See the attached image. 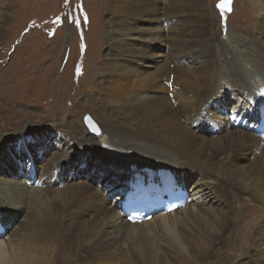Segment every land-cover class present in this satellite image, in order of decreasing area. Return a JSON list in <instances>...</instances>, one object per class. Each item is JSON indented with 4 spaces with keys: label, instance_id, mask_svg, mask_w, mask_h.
Returning a JSON list of instances; mask_svg holds the SVG:
<instances>
[{
    "label": "rangeland",
    "instance_id": "obj_1",
    "mask_svg": "<svg viewBox=\"0 0 264 264\" xmlns=\"http://www.w3.org/2000/svg\"><path fill=\"white\" fill-rule=\"evenodd\" d=\"M125 1L0 0V133H4L5 136L15 133L16 131L11 128L13 125H17L15 127L17 129L21 124L36 128L61 123L70 127L73 125L78 132L88 131L83 122L86 112H90L100 125L106 126L109 124L105 118L107 113L109 114V109L118 108L120 102L124 104L123 101L130 100L132 96H134L132 99H138L136 96L142 97V100L145 99L144 103L151 97H155L158 99V104L164 107V117H167L169 105L173 106L175 111L178 109L183 117H187L191 114L192 105L200 94L199 89H202L201 87L196 90L197 81H208L209 83L213 71L208 68H212L216 63L220 65L218 72L224 68L226 51L227 61H230L228 68H232L233 73L241 69L236 72H241L244 78L248 75L249 68L258 72V68L262 67L261 60L259 61L256 57L259 51L256 44L262 42L264 46V33H262L264 15L258 14L255 0H234L233 12L223 13V15L216 8L218 0ZM132 14L137 15V21L132 19ZM127 25L133 29L127 31L129 28L123 27ZM140 31L149 34L147 37L135 39ZM231 34L236 37H231ZM243 42L248 44L246 48H242ZM242 55L249 56V58ZM251 56L256 57V64H252ZM173 64L178 66L179 70ZM215 74L216 70L214 76ZM217 79L214 78V80ZM234 79L237 81H229L226 84V88L231 93L229 98L223 96L226 104L220 101L222 95L220 94L213 101V112L217 115L226 113V117L234 122L240 125L244 122L243 126L245 125L244 127L249 130L252 122L246 120L247 116L239 119L238 115L229 111L233 107L238 114L239 112L241 114L254 112L251 110L249 97L240 96L236 93L237 90H234V86H238V80L241 81L242 78L237 76ZM205 107L211 108L210 106ZM125 112L126 110L122 115H126ZM141 112H143V117L147 118V112L143 111L142 107ZM43 118L48 121L43 122ZM138 119L142 121L139 117ZM149 119L153 121L151 117ZM219 123H221L220 120L217 122L218 126ZM116 126L122 129L121 132H130H127L128 129L126 130L120 123ZM146 129L149 130L144 127L143 131L150 133ZM150 130L151 133L154 132V129L150 128ZM227 130L218 134L217 127H215L214 133L221 138L215 140L218 145H215L214 153L221 158V154L226 152L222 148L231 147L233 149L230 154L233 153L232 156L236 157L238 164L231 163L223 168L224 163L219 164V159L214 160L208 167L210 172L206 173L203 170V174H207L204 176L206 183L203 186L205 187L202 188L200 184L195 185L194 196L190 204V194L186 193V205H191L190 210L181 214H178V211L175 212V215L169 218L170 228H163L161 233L151 232L149 244H139L134 236L128 239L125 235H118L117 229L123 230L125 224L123 217L126 218V216L123 211L120 212L122 219L117 215L105 217V207L104 212L98 207L88 211L84 206L88 203L87 198L91 196L86 194L82 196L81 199L86 201L79 205L80 220L75 222L73 219L72 221L74 208L68 213L69 216L72 215L70 218V222L73 223L70 227L71 232L78 242L82 239L84 242L82 250L85 251L75 257L74 261L77 264H263L264 234L259 233V228L251 232L249 227L250 220L254 224L257 222L256 226L264 220V187L249 188L253 187L254 183L264 186L263 147L259 150L252 147L253 153L248 157L250 150L246 146L237 145L238 148H236V144L225 136L229 132ZM255 132L259 134L258 131ZM58 136L59 133L54 137L52 146L55 145L60 149L63 147L64 152L72 154L74 149L72 150L71 146L69 149L61 142V139H58ZM185 137L187 141H191L189 137ZM196 138L197 141L201 140L199 135ZM204 138L210 139L208 135H204ZM8 139L10 137L6 138L3 143ZM22 144L25 145L27 142L19 139L17 144L7 145L0 152V176L3 175L2 177L9 179L10 182L13 179L18 183L21 180H16L13 176L20 174V164L31 163L34 171L35 169L37 171L34 172L36 181L30 184L33 185L30 189L41 188V165L48 160V157L44 155L45 161H43L40 154L38 158L36 157V162H30L32 158L26 153ZM197 145L191 146L193 152L199 151L200 146ZM72 147L74 148L73 143ZM147 150L149 152L151 149ZM208 150H204L206 157L211 153ZM200 152L202 153V150ZM14 154L17 156L18 165H15V158L10 164L9 156L12 157ZM111 161L116 162V160ZM77 164L78 161H76L75 168L78 167ZM87 165L84 169L82 166L84 172L82 175L85 182L90 184V192H104L123 183L117 180L120 177L117 179L116 176L113 179L110 177L113 176L110 169L105 168L99 174L98 171L91 169L92 166L99 167L98 164L87 162ZM25 171L28 169L26 168ZM77 171L80 172V170ZM178 172L185 184L191 187L198 179V176L193 178L187 174V170H178ZM10 174L12 175L9 176ZM218 185L222 186L224 192L230 194L232 202L228 201L229 205L223 201L225 199L223 194H218L217 200L219 201L206 200V192L211 188L214 191L216 189L220 191ZM53 187L58 188L59 191L64 189L60 181L56 182ZM255 189L258 191L256 195ZM243 190L244 192H241ZM190 191L193 195L192 188ZM113 192L110 191V193ZM218 192H213L212 196H216ZM22 193L23 190L19 191V197L11 202L0 195L1 207L8 217L11 225L10 234L14 237L13 239L19 235L23 236L27 227L34 226V223L27 222V219L19 222L24 217V211H28L27 208L30 206L33 207L30 200L21 197ZM122 194V191H117L110 195L109 200L114 197L118 199ZM203 201L205 202L201 203ZM10 204H17V207H11ZM121 204L122 199L118 202L120 211ZM230 205L242 209L247 217L245 222L239 224L240 235L234 232V239L231 236L232 242L221 244L217 250L218 257L215 255L214 259L213 257L206 259L205 257H193L191 246L182 238L180 229L175 227L174 222L189 215L204 217V229L200 230L193 224V229L189 233L190 240L196 238L194 242L197 245L194 246L198 250H205L208 248L207 242L214 239L219 232L218 227L221 224L223 211H231ZM9 207L20 209V211L17 210V212ZM203 207L206 210L204 215L199 212V208ZM210 219L214 220L210 221ZM126 228L130 227L126 226ZM49 229L52 238L56 241L53 248L55 257L51 253V248L49 260L52 264H64L60 259V256L65 255L64 250L58 246L59 229L55 224L50 225ZM163 236L170 239L171 243ZM6 240H4L5 244L8 242ZM74 246L75 250L79 248L76 244ZM197 249L194 248L195 251Z\"/></svg>",
    "mask_w": 264,
    "mask_h": 264
},
{
    "label": "bare ground",
    "instance_id": "obj_2",
    "mask_svg": "<svg viewBox=\"0 0 264 264\" xmlns=\"http://www.w3.org/2000/svg\"><path fill=\"white\" fill-rule=\"evenodd\" d=\"M255 5L257 10L259 11L258 14L264 15V0H255ZM136 16V14H132V19H134V21L138 20ZM129 22L130 21H128V23ZM123 27H128L129 29L127 31L133 29V27H130L129 25ZM262 28H264V21ZM262 33H264V31ZM148 34V32L143 33V31H140L136 35L135 39L143 38V36L147 37ZM231 37H236V35L234 36L233 34H231ZM231 43L233 46L235 45L234 41H232ZM261 43L256 44V48L259 49V51L257 52L258 55L256 54V57H258L259 61L261 60L260 65H262V67L258 68V72L249 68V73L246 78H244V75L241 72H236L240 71L241 69L236 70L235 73H233V69L228 68L230 67V61H227V51L225 53V66H227V68L224 66V68H222L218 72V68L220 67V65H217V63L215 64V66H211L212 68H208L212 69L213 71L212 78L209 83L208 81H197L196 85H198V88H196V90L201 87L202 89H199L201 90L199 92L200 94L196 98L195 103L192 105L191 114L187 117H183L178 109H176L175 111V108L173 106H170L169 104V108L166 113L167 117H164V107L162 106V104H158V99H156L155 97H151L149 100H146V103H144L145 99L142 100V97L136 96L141 101L139 102L138 99H132L134 97L132 96V100L125 99L123 101L124 104L120 102L118 108L115 107L109 109V114L107 113V117H105L109 121V124L106 126L101 125V127L103 128L102 136H96L88 129V131L78 132L77 128H75L73 125H71L70 127L68 125H63L62 123H51L53 125L50 127L41 126L36 128H31L29 125L21 124V128L19 127L17 129L15 128L17 125H13L11 128L12 130L16 131L15 133L10 134V136H5L4 133H0L2 134V136H0V152L7 145L13 146L18 143L19 139H21V141L25 140L27 142V144H22V146L26 149V153L29 154V157L32 158V161L30 162H36V157L38 158L40 154L42 155L43 161H45L44 155L48 157V160L41 165V171L39 170L41 188L35 187L37 188L36 190H34L35 188L30 189L31 187H33V185L30 184H34V181H36V175L34 174V172L37 171V169H35L34 171L31 163H27L26 165L20 164V174L18 176H13L16 180H21L18 183L14 182L13 179L12 182H10L9 179L2 177L3 175L0 176V195H2L5 200L9 202H11V200H16V198L19 197V191L23 190L21 197H25L26 200L28 199L32 203L33 207L30 206L29 208H27L28 211H24V217L20 219L19 222L25 221V219H27V222L32 221L34 223L33 227H27V231L23 233V236L19 235V237L13 239L14 237L11 236L12 234H10L11 225L8 221L7 215L4 213L1 207L2 203L0 202V264H52L49 260L50 249L52 248L51 253L55 257L53 248L54 244L56 245V241L52 238L49 226L53 224L58 227L60 232L58 238V246L59 248L60 246L63 248V254L66 255H64L63 257L60 256L61 261L64 264H77L74 259L80 253L85 251L82 250V245H84V242L83 239L78 242V239L71 232L70 227L73 224V219L75 220V222L80 220V217H78V214L80 215L79 205H82V202L84 203L86 201L84 199H81L82 196H84L85 194L91 196L87 198V202L89 204L87 203L86 206H84L87 207L88 211L94 210L96 207L100 208L103 211L105 207V217L117 215L120 219H122L123 216L120 215L121 213L118 207V202L120 201V199H122V196L120 198L118 197V199L114 197L109 200L110 195L117 193V191L124 192V190L129 188V186L127 185H129L130 182L136 181L138 174H141L144 177L145 184L149 182L151 184H158L161 194L159 196H153L150 192H146L138 196H130L128 202L147 203L149 207L156 210L159 209L161 205L168 206L175 201L185 200L182 194H177L175 192V186L177 185L179 186L178 190L184 188L189 192L190 204L192 196H194L195 185L200 184L202 188L205 187L203 186V184L206 183L204 181V176H206L207 174L203 173L211 171L210 169H208V167L209 165H211V163L214 162V160L219 159V164L224 163L223 168L231 163H234L235 165L238 164L236 157L232 156L233 153L230 154L231 150L233 149L231 147L225 146L222 148L223 151L226 150V152L221 154V158L214 153L215 145H218V142H215V140L216 138H221L217 137V135L222 131L226 132L227 128V131L229 132H227L225 136H228V138H230V140L236 144V148H238L237 145L246 146L250 150L247 155L248 157L252 155L254 148L259 150L261 147H263L264 151V139L253 130V127H250L249 130L246 129L244 127L245 125L243 126L244 122L240 125V123H236L230 118H227L226 113H224L223 115H217L213 112L214 109L212 107L214 105V99L216 97H219L220 94H222L220 97V101L226 104V101L223 100V96L225 95L227 98H229L231 94L229 89L226 88V84H228L229 81L233 80L236 82L237 80L234 79V77L239 76V78L242 79L241 81L240 79L238 80L239 85L235 83L238 86L235 85L234 90H237L236 93L240 96L249 97V99L251 100L250 107L254 112L250 114H241L239 112L238 114V111L233 109V107L230 108L229 111H231L234 115H238L239 119L241 117L245 118V116H247L248 119L246 120L252 122V126L255 125V118H259L260 114H262V111L260 110V102L257 99L258 91L260 90L259 86L264 85V49H262L264 48V46L262 45L263 43ZM247 45V43L243 42L242 48H246ZM246 55L242 56L245 58H249V56ZM256 57L251 56L250 59L252 61V64H256ZM173 65L175 66V64ZM175 67H177L176 69L179 70L178 66ZM215 70V76L217 75V77L214 76ZM246 70L248 71V68ZM204 78L207 79L208 77ZM214 78L218 79L214 80ZM247 81H249V85H247ZM204 85L206 86L204 87ZM101 101L103 102V100ZM205 106H210L211 108H206ZM141 107L143 108V111L147 112V118L143 117ZM227 109L228 108L226 106V110ZM124 110H126V115H122ZM210 112H212V114H209ZM138 117L142 119V121H140ZM150 117L153 119V121L149 119ZM207 117L209 118V121ZM46 120V118L42 119L43 122ZM219 120L221 121V123H219L220 125L218 126L217 122ZM117 123H120L126 130L128 129L127 132H130H121L122 129H118V127L116 126ZM185 123H188L189 125ZM260 123L264 124L263 121H260ZM110 124L112 126H110ZM3 127L5 128V124L3 125ZM59 127H61V129ZM144 127L148 128L149 130H146L150 131V133L145 132V130L143 131ZM215 127H217L218 134L214 133ZM150 128L154 129V132L151 133ZM37 129L40 130L38 131ZM184 130H186V132ZM57 133H59L58 139H61L62 143H64L68 147L71 146L72 150L74 149L77 151L73 150V153L70 154L71 152H64L63 147L62 150L60 148H57V146L55 145L52 146V141ZM197 135L200 136L201 140L197 141ZM204 135H208L210 139H205ZM185 136L189 137L191 141H187ZM9 137L10 139L3 143V141ZM152 137H154L155 139ZM36 139L37 141H35ZM72 143L74 144V148L72 147ZM31 144L33 146H31ZM197 144H199L200 146L199 151L193 152L191 150V146H198ZM147 149L151 150L148 152ZM207 149H209L208 151L211 153L206 157L204 156V150ZM201 150L202 153L200 152ZM14 158L16 160L15 165H18L19 163H17V156L15 154L12 157L9 156L10 164L13 162ZM111 160H116L117 163ZM76 161H78V167L75 168L74 166L76 164ZM87 162L98 164L99 167L92 166L91 169L92 171H98L99 174L102 173V170L105 168H107L106 170L110 169V172L113 173V176L110 177L112 179L115 178V176L116 179L120 177L117 180H121L123 183L120 185H115L113 188H111V190L114 191L113 193H110L111 190L109 188H107L109 190H105L106 192L104 191V189L102 190L104 192H90V184L85 182L84 176L82 175L84 174L82 166L83 169L86 168V166H88ZM106 164L107 166L105 167ZM178 166H180V168ZM239 166L240 165H238V167ZM26 168L28 169V171H25ZM77 170H80V172H78ZM178 170H187L186 173L193 178H196L198 176V179L193 183L192 187L188 184H185L183 179L180 177V172H178ZM203 170L205 171L203 172ZM22 174H24V176ZM11 175L12 174H10L9 176ZM164 175L172 176V183L169 187H163L162 180L164 179ZM59 181L62 183V186H64V189H61L62 191H59L58 188L55 189V187H53L54 185H56V182L59 183ZM218 186L220 187L219 192L217 191V189L214 191L212 188L211 190L206 192V200L219 201L217 200V198H219V195L223 194L225 195V199H223V201H225V203L229 205L228 201L232 202L230 201V194L228 192H224L222 186ZM257 186L264 187L259 186L258 184L256 185L254 183L253 187L249 188L252 189ZM191 188L193 195H191ZM31 191H34L35 193ZM251 191L253 192V190ZM213 192L218 193L216 194V196H212ZM241 192H244V190ZM256 192L258 193V191L255 189V195L257 194ZM101 197L102 199H99ZM167 198H169L168 202L165 201V199ZM19 199L21 200V198ZM204 202L205 201L201 203ZM189 204L185 207H182L181 209L173 210L169 213L155 215L150 220L141 223H132L131 221L126 220V218L123 217L125 224L123 230L117 229L118 235H125V237H127L128 239L134 236L139 244H149L150 233H161L163 228L169 229V218L174 216L175 212L177 211L178 214L187 213L190 210L191 206ZM16 205L10 204L9 206L15 207ZM203 205L204 204H202V206ZM11 207L9 208L15 211H20V209H14ZM72 208H74V210L73 212H70H72V215H74V217L70 222V218L72 217V215L69 216L68 213ZM229 209H231V211H223V215L221 216L222 219L220 222L221 224L218 227L219 232L217 233V236L214 237V239H210V241L207 242L208 248L205 250H198L196 246H194L197 245L194 242L196 241V238L190 240L191 235L189 233L191 229H193V224L195 227L200 228V230L204 229V217L202 218L200 215H189L186 218H179L174 222L175 227L180 229L182 238L191 246L190 250L192 252L191 254H193V257H205V259L208 257H213L214 259L217 256V250L219 247H221V244L232 242V240L234 239V232H237V234L240 235L239 224L245 222L247 217L245 216L244 211L242 209H237L236 206L231 207L230 205ZM205 211L206 210H204V207L199 208V212L203 213V215ZM123 220L121 221L123 222ZM213 220L214 219H210V221ZM152 223H155V225L152 226ZM255 224L252 220H250L249 227L251 232L254 229L259 228V233L264 234V220H261L259 226H256L257 224ZM126 226H129L130 228L127 229ZM125 230L127 232H124ZM3 233L6 234L1 235ZM231 236L233 238L232 240ZM163 238L171 243L170 239H168L166 236H163ZM4 240L8 241L7 244L4 243ZM74 244L79 246L77 250H75ZM194 248L197 250L195 251Z\"/></svg>",
    "mask_w": 264,
    "mask_h": 264
},
{
    "label": "water",
    "instance_id": "obj_3",
    "mask_svg": "<svg viewBox=\"0 0 264 264\" xmlns=\"http://www.w3.org/2000/svg\"><path fill=\"white\" fill-rule=\"evenodd\" d=\"M233 1H234V0H231V5H230V7H231V11H225V12H227V13H231V12L233 11ZM218 2H219V0H218ZM218 2L216 3V7H217ZM217 9L221 11L220 8L217 7ZM86 118H90V120H91V122H92L91 125H90L89 123L86 122ZM83 122H84L86 128H87L91 133L95 134L96 136H102V134H103V129H102L101 125L98 123V121L92 116V114H91L90 112H86V113H85V115H84V117H83ZM92 125H94L95 128H96L98 131H93V130H92Z\"/></svg>",
    "mask_w": 264,
    "mask_h": 264
},
{
    "label": "snow or ice",
    "instance_id": "obj_4",
    "mask_svg": "<svg viewBox=\"0 0 264 264\" xmlns=\"http://www.w3.org/2000/svg\"><path fill=\"white\" fill-rule=\"evenodd\" d=\"M231 0H219L217 7L221 9V14L223 15V13L225 11H231ZM59 20V18H58ZM86 122L89 123L90 125L92 124L90 118H86ZM92 130L93 131H98L94 125H92Z\"/></svg>",
    "mask_w": 264,
    "mask_h": 264
}]
</instances>
